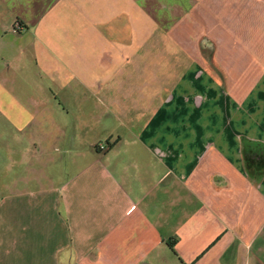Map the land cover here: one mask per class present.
I'll return each instance as SVG.
<instances>
[{
  "label": "crops",
  "instance_id": "crops-1",
  "mask_svg": "<svg viewBox=\"0 0 264 264\" xmlns=\"http://www.w3.org/2000/svg\"><path fill=\"white\" fill-rule=\"evenodd\" d=\"M229 3L221 76L180 16ZM261 43L264 0H0V264L264 261Z\"/></svg>",
  "mask_w": 264,
  "mask_h": 264
},
{
  "label": "rangeland",
  "instance_id": "rangeland-1",
  "mask_svg": "<svg viewBox=\"0 0 264 264\" xmlns=\"http://www.w3.org/2000/svg\"><path fill=\"white\" fill-rule=\"evenodd\" d=\"M191 1H188V7ZM216 4L219 7L222 6V3L217 2ZM235 8L238 7V4H234ZM232 9V3L228 4V9H219L217 11L212 10L210 7H202V9H186V16H180V20L185 24L183 31H179V34H184V37L189 40H198L201 39V44L199 47L200 55L202 56H215L213 65H200L204 71L215 72L217 75L223 76V72H226L228 67H225L220 64L223 57H238L243 52L235 50L236 43L243 42L247 45H252L251 43H257L256 36V27L257 20L247 16H243L241 13L236 12ZM181 13V10H179ZM243 22V23H242ZM249 27H248V26ZM213 30V31H212ZM177 33V32H176ZM211 39V40H210ZM209 41L212 43V48L209 49V44L205 46L202 42ZM233 47H229V46ZM229 47V48H227ZM264 47V43H261L260 48ZM247 50L248 59L255 60L257 58L255 49L250 52ZM264 52V51H262ZM253 56V57H252ZM255 58V59H254ZM220 61V62H219ZM202 70V69H200ZM227 84V83H226ZM225 84V85H226ZM3 118L0 117V174L3 172L4 166V155L7 154L5 151L10 146H19L18 143L19 136L14 131H10ZM16 142V143H15ZM17 153L19 148H15ZM2 177V176H0ZM0 182H3V179H0ZM218 242L212 243L211 245H216ZM203 258L208 256L206 249L204 250ZM264 264V261L257 259L254 261L251 260V264Z\"/></svg>",
  "mask_w": 264,
  "mask_h": 264
},
{
  "label": "built area",
  "instance_id": "built-area-1",
  "mask_svg": "<svg viewBox=\"0 0 264 264\" xmlns=\"http://www.w3.org/2000/svg\"><path fill=\"white\" fill-rule=\"evenodd\" d=\"M19 29H20L19 24H17V25L15 26V28H14V31L17 32ZM103 147H104V146L102 145V148H103ZM104 148H105V147H104Z\"/></svg>",
  "mask_w": 264,
  "mask_h": 264
}]
</instances>
